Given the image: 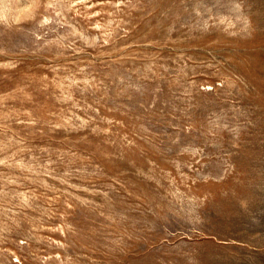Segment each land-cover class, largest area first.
Instances as JSON below:
<instances>
[{
	"label": "rangeland",
	"instance_id": "rangeland-1",
	"mask_svg": "<svg viewBox=\"0 0 264 264\" xmlns=\"http://www.w3.org/2000/svg\"><path fill=\"white\" fill-rule=\"evenodd\" d=\"M0 264H264V0H0Z\"/></svg>",
	"mask_w": 264,
	"mask_h": 264
}]
</instances>
